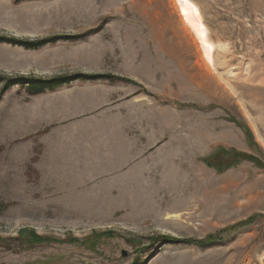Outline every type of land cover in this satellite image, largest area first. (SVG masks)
I'll use <instances>...</instances> for the list:
<instances>
[{"label":"rangeland","instance_id":"374dc122","mask_svg":"<svg viewBox=\"0 0 264 264\" xmlns=\"http://www.w3.org/2000/svg\"><path fill=\"white\" fill-rule=\"evenodd\" d=\"M191 1L212 75L173 0H0V264H264V0Z\"/></svg>","mask_w":264,"mask_h":264},{"label":"bare ground","instance_id":"6f19581e","mask_svg":"<svg viewBox=\"0 0 264 264\" xmlns=\"http://www.w3.org/2000/svg\"><path fill=\"white\" fill-rule=\"evenodd\" d=\"M177 7V11L181 16L182 22L186 29L192 33L194 36L200 53L203 58L206 73L212 75V71H215V58H214V44L210 41L208 37V29L204 24H199L198 21H202L201 17L198 15L199 6L196 5L191 0H173ZM198 21H197V19ZM214 47V48H213ZM219 80H222L220 77Z\"/></svg>","mask_w":264,"mask_h":264},{"label":"trees","instance_id":"16d2710c","mask_svg":"<svg viewBox=\"0 0 264 264\" xmlns=\"http://www.w3.org/2000/svg\"><path fill=\"white\" fill-rule=\"evenodd\" d=\"M0 42H8L12 44H18L25 49H34L42 45L43 41L39 42H31L30 40H18L14 39L12 37H2L0 36ZM70 77H61L57 79H50V80H44V79H32V78H25L22 77L20 79L11 81L12 83L21 84L22 86H25L27 91L30 94H38L42 91H44L47 88H53L54 86H57L60 83L66 82Z\"/></svg>","mask_w":264,"mask_h":264}]
</instances>
